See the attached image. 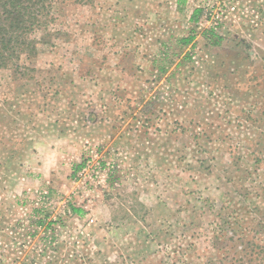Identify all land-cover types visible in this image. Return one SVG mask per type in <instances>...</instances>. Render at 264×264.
<instances>
[{"label": "rangeland", "instance_id": "1", "mask_svg": "<svg viewBox=\"0 0 264 264\" xmlns=\"http://www.w3.org/2000/svg\"><path fill=\"white\" fill-rule=\"evenodd\" d=\"M233 1L193 49L156 0L45 2L0 67V264H264V0Z\"/></svg>", "mask_w": 264, "mask_h": 264}, {"label": "trees", "instance_id": "2", "mask_svg": "<svg viewBox=\"0 0 264 264\" xmlns=\"http://www.w3.org/2000/svg\"><path fill=\"white\" fill-rule=\"evenodd\" d=\"M46 1L0 0V67H7L18 61L23 53L32 51L35 53L37 51V47L34 44L37 45L38 42L32 38V34L37 30L47 28V23L42 20V17L48 13L51 7L45 3ZM203 12V8H196L192 13V22L198 25ZM220 25L218 24V26ZM213 29L215 28L204 30L203 34L208 39L215 38L221 41V37ZM194 40L195 33L190 31V35L179 42L181 45L191 46L193 49L195 47ZM212 44L214 46L218 45L217 41L213 42V40ZM185 57L189 60L191 54H186ZM84 166H86V163L83 160L81 165L76 167V171H73L72 175L75 176L77 170H81ZM72 211L75 215L81 214V210L72 209Z\"/></svg>", "mask_w": 264, "mask_h": 264}, {"label": "crops", "instance_id": "3", "mask_svg": "<svg viewBox=\"0 0 264 264\" xmlns=\"http://www.w3.org/2000/svg\"><path fill=\"white\" fill-rule=\"evenodd\" d=\"M197 0H156V11L161 12V13H165V11L172 9L174 11L177 12L176 16L178 19V23L175 25H168V22L166 21L165 18L160 17V15L156 16V32L158 33V39L160 40L159 42H170L171 40H175L171 39L170 36V28H174V27H178V28H182L181 30H184V34H186L187 32H190L193 30V27L196 28V24L192 22L191 17H192V13L193 11L196 9L195 7V2ZM243 1V0H241ZM238 3V7L234 8ZM229 10L232 9V13H227V19H231V18H236L237 16H239V8H240V0L236 1L234 0L233 2H231L229 4ZM236 13V15H235ZM165 16V14L163 15ZM231 17V18H230ZM241 20V17L239 18V21ZM228 24V25H227ZM226 25L228 26V28L233 27L234 25H232V23H227ZM247 28H248V33L249 34H254L255 32H264V21H254L251 20V23L247 24ZM241 34V33H240ZM244 34H246V32H244ZM242 36V37H241ZM241 36L239 35V33H235L233 35L234 38H237L238 41L241 42H246L245 41V37H243L244 35L241 34ZM264 36V34H263ZM160 53V51L158 52ZM157 57V56H156Z\"/></svg>", "mask_w": 264, "mask_h": 264}, {"label": "built area", "instance_id": "4", "mask_svg": "<svg viewBox=\"0 0 264 264\" xmlns=\"http://www.w3.org/2000/svg\"><path fill=\"white\" fill-rule=\"evenodd\" d=\"M85 168H86V166H84V167L81 169V171L84 170Z\"/></svg>", "mask_w": 264, "mask_h": 264}]
</instances>
